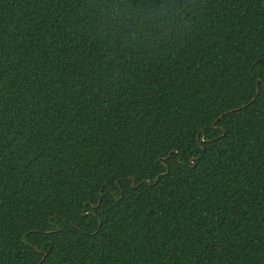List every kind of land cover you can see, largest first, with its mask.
Wrapping results in <instances>:
<instances>
[{
	"label": "trees",
	"instance_id": "1",
	"mask_svg": "<svg viewBox=\"0 0 264 264\" xmlns=\"http://www.w3.org/2000/svg\"><path fill=\"white\" fill-rule=\"evenodd\" d=\"M0 264H264V0H0Z\"/></svg>",
	"mask_w": 264,
	"mask_h": 264
},
{
	"label": "water",
	"instance_id": "2",
	"mask_svg": "<svg viewBox=\"0 0 264 264\" xmlns=\"http://www.w3.org/2000/svg\"><path fill=\"white\" fill-rule=\"evenodd\" d=\"M261 80H259V82H260Z\"/></svg>",
	"mask_w": 264,
	"mask_h": 264
}]
</instances>
